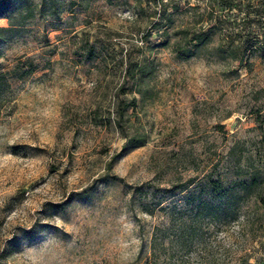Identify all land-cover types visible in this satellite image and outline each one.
<instances>
[{
    "label": "rangeland",
    "instance_id": "374dc122",
    "mask_svg": "<svg viewBox=\"0 0 264 264\" xmlns=\"http://www.w3.org/2000/svg\"><path fill=\"white\" fill-rule=\"evenodd\" d=\"M9 20L0 264H154L151 194L225 183L231 145L264 166V0H16ZM239 204L181 246L166 229L157 260L264 264V198Z\"/></svg>",
    "mask_w": 264,
    "mask_h": 264
},
{
    "label": "trees",
    "instance_id": "16d2710c",
    "mask_svg": "<svg viewBox=\"0 0 264 264\" xmlns=\"http://www.w3.org/2000/svg\"><path fill=\"white\" fill-rule=\"evenodd\" d=\"M15 1L0 0V16L8 19V25L6 27L0 26V30H13L9 15L14 8ZM31 70L32 66H29L24 72ZM134 76L133 72L130 73L132 79H135ZM225 155L227 160L232 161L234 168L231 170L228 181L222 183L218 177L206 176L201 187L204 185L209 192L207 191L204 195H201V192H198L199 190H195L192 186L186 188L180 198L174 197L173 193L175 191H181L187 186L172 184L170 187H165L164 192L157 198L154 199L152 194L149 196L150 201H152L151 204L161 210L162 218L166 221L165 224L156 225L154 227L155 231L150 234L149 244L156 258L153 260L154 264H172L166 261V257L157 260V254L154 251L155 248L157 249L161 245L166 229L171 231V239L181 246L187 242V238L191 240V238L199 237L197 236L198 232L195 231V226L199 227L201 223L218 220L221 212H223L225 220L228 221L231 217L237 215L240 206L239 201L245 199L257 201L264 198V166L260 165L252 170L242 168L239 164V156H235L234 145L227 148ZM169 191H172V193H168ZM147 205L143 207V210L151 213L152 207L148 208ZM231 264L250 263L240 256L237 261H233Z\"/></svg>",
    "mask_w": 264,
    "mask_h": 264
}]
</instances>
